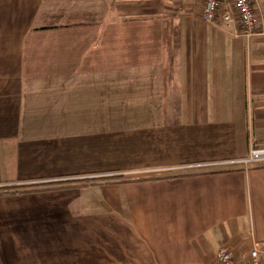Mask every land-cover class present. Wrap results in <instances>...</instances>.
Segmentation results:
<instances>
[{"label":"crops","instance_id":"1","mask_svg":"<svg viewBox=\"0 0 264 264\" xmlns=\"http://www.w3.org/2000/svg\"><path fill=\"white\" fill-rule=\"evenodd\" d=\"M251 2L0 0V264L264 263V164L146 173L264 149Z\"/></svg>","mask_w":264,"mask_h":264},{"label":"built area","instance_id":"2","mask_svg":"<svg viewBox=\"0 0 264 264\" xmlns=\"http://www.w3.org/2000/svg\"><path fill=\"white\" fill-rule=\"evenodd\" d=\"M223 1L224 0H201V15L204 21L207 23L221 22L228 25L235 22L237 19V24L239 31L237 36H243L245 38H251L256 36L260 30V23L256 17L255 11L252 6V0H229L231 6L227 10L223 11ZM255 164H264V149H251L245 157L236 158L221 162L214 163H202L194 164L190 166H178L173 169H151L146 173L157 174L159 172H168L172 170H189L197 168H207V167H222L227 170H246ZM60 181V180H58ZM6 187H14L12 185H7ZM226 247H220L215 253V260L217 264H264L259 262L258 254L256 250L250 252V258L248 260H238Z\"/></svg>","mask_w":264,"mask_h":264},{"label":"trees","instance_id":"3","mask_svg":"<svg viewBox=\"0 0 264 264\" xmlns=\"http://www.w3.org/2000/svg\"><path fill=\"white\" fill-rule=\"evenodd\" d=\"M3 190H5V191H7V192H3V193H1V194H12V193H14V194H18L19 192H8L9 190H12L11 188H4Z\"/></svg>","mask_w":264,"mask_h":264},{"label":"rangeland","instance_id":"4","mask_svg":"<svg viewBox=\"0 0 264 264\" xmlns=\"http://www.w3.org/2000/svg\"><path fill=\"white\" fill-rule=\"evenodd\" d=\"M28 187V186H27ZM8 188V187H7ZM12 189H13V187H11ZM21 188H24V187H21ZM4 189V188H3ZM3 189L2 188H0V191H1V193H3L2 191H3ZM0 193V194H1Z\"/></svg>","mask_w":264,"mask_h":264}]
</instances>
